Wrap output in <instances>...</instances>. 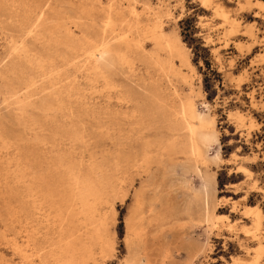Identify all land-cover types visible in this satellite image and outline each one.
I'll use <instances>...</instances> for the list:
<instances>
[{
  "label": "rangeland",
  "instance_id": "1",
  "mask_svg": "<svg viewBox=\"0 0 264 264\" xmlns=\"http://www.w3.org/2000/svg\"><path fill=\"white\" fill-rule=\"evenodd\" d=\"M21 1L0 0V264H65L60 227L41 229L49 234L43 242L26 205L70 165L110 184L99 211L114 244L90 264H127L132 241L144 264H264V0H33L37 13L58 9L77 20L68 22L74 64L47 61L48 40L17 32ZM92 25L109 29L127 58L110 64L108 80L81 44ZM160 35L179 37L189 56L185 65L171 60L176 76L148 62L168 59L157 49ZM131 81L174 107L190 100L218 134L206 164L178 155L153 166L142 204L140 149L155 135L138 124ZM204 176L215 205L210 222L194 197Z\"/></svg>",
  "mask_w": 264,
  "mask_h": 264
},
{
  "label": "bare ground",
  "instance_id": "2",
  "mask_svg": "<svg viewBox=\"0 0 264 264\" xmlns=\"http://www.w3.org/2000/svg\"><path fill=\"white\" fill-rule=\"evenodd\" d=\"M32 2L33 0H22L20 2L23 5V12L21 11V25L16 27L18 29L17 32L33 35L38 41L40 39L48 40L47 44L51 43L52 47L50 48L51 54H48L46 58L47 61L54 63L55 59L60 57L63 63L74 64L79 59L77 55L78 43L68 27V22L77 23V20L73 18L67 19L58 9H50L48 13H43L42 11L37 13L34 9L40 10V8L36 6H34L36 8H33ZM112 30L113 32L115 31V29ZM110 32L109 29H97L96 26L92 25L87 28V33L91 34L92 37H86L84 42L81 43L85 48L89 47L88 57L99 63L96 69L100 70L107 80L110 77L107 68H110L111 63L121 65L123 62H127L126 56L122 55L120 50V44L116 42V39L109 37ZM120 38L121 41L129 40L124 34ZM156 42L158 50L166 49L168 51V55L166 54L168 59H164L161 56L155 59L154 55H151L148 62L155 64L165 74L178 75V71L171 60L174 57H178L184 65L188 64L190 60L184 48L185 46L183 47L177 36L167 37L166 35H160ZM19 51L25 54L30 53L27 46L21 47ZM126 91L128 99L135 103V115L138 117L139 126L155 135L153 139L145 140L140 149L141 166L146 167L144 173L148 178L143 185L141 193L138 195V201L142 204L145 193L149 191L156 178L153 174V166L171 164L174 162V157L178 155L184 156L186 164H190L193 167L200 161H203V163L208 162L210 159L209 151L213 150V147L218 143V134L215 130H209V123L205 115L200 113L190 100L182 101L174 107V102L171 103L166 99H160L146 90L144 91L141 84L134 81L128 84ZM220 159V153L216 151L212 160L213 162H218ZM72 166L70 165V168H66L65 172H59L56 175L57 178L51 180L52 183L49 186L43 188V190L42 188L39 189V193H35L37 195L35 199L33 198V201L30 200L32 202L26 206L29 208L28 213L31 214V217L36 222L38 221V226L34 232L37 231L38 238L42 239L43 242L48 241L49 234L48 232L41 233V229L56 231L54 229L60 227L59 231L65 237L61 236L56 243L59 248L61 246L60 249L62 251H59L62 252L61 257H64L62 260L65 264H90V261L95 262L97 260L99 254L105 255L109 253L112 249V244H114V242L111 244L113 240L109 238V219L107 220L106 215L99 211V205L102 201L100 199L103 198L102 193L104 196L106 195L105 193H108L106 188L110 184L104 185L103 182L100 183L101 181L89 179L85 174L83 175L72 168ZM196 169L201 174L200 169ZM66 178L69 182L65 189L60 190L65 185ZM203 180L204 183H202L201 190H195L196 194L194 197L200 203L199 214L207 222H210L215 205L208 191L209 180L205 176ZM104 201L106 200L104 199ZM152 202L154 203L155 201ZM153 208L154 205L151 209L154 215L153 219L158 221L161 218L160 212L156 210V207ZM253 210L254 208L251 207L247 209L249 213ZM34 237L38 239L37 236ZM30 242H28V246H30ZM134 247L135 244L132 241L129 245L132 254L127 264H144L138 250ZM50 252L55 253L53 250ZM52 256L54 257V255ZM48 259L46 257L44 260L47 261ZM58 260L56 263L61 262Z\"/></svg>",
  "mask_w": 264,
  "mask_h": 264
}]
</instances>
